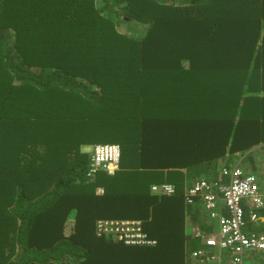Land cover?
Returning a JSON list of instances; mask_svg holds the SVG:
<instances>
[{
  "label": "trees",
  "instance_id": "1",
  "mask_svg": "<svg viewBox=\"0 0 264 264\" xmlns=\"http://www.w3.org/2000/svg\"><path fill=\"white\" fill-rule=\"evenodd\" d=\"M258 142L264 0H0V264H196L218 222L184 190ZM123 219L153 242L97 230Z\"/></svg>",
  "mask_w": 264,
  "mask_h": 264
},
{
  "label": "built area",
  "instance_id": "2",
  "mask_svg": "<svg viewBox=\"0 0 264 264\" xmlns=\"http://www.w3.org/2000/svg\"><path fill=\"white\" fill-rule=\"evenodd\" d=\"M118 158V145L109 143L97 145L91 155L89 172L92 173L98 168L113 172L118 167ZM150 190L158 195H171L175 187L170 182H162L151 184ZM197 195L202 197L204 209L218 222V229L205 234V241L228 252L227 264H246L247 254L264 250V234L247 232L245 229L247 221L257 223L258 217L254 210L264 206V187H260L254 174L237 164L230 167L223 166L216 179L199 178L183 192L184 199L188 203ZM217 199L221 202L218 203ZM243 202L246 204L245 208H249L247 212ZM221 209H226L229 214L220 213ZM97 223V230L111 229L125 243L153 242L146 237L140 220H99ZM206 258L208 264H216L215 257Z\"/></svg>",
  "mask_w": 264,
  "mask_h": 264
},
{
  "label": "crops",
  "instance_id": "3",
  "mask_svg": "<svg viewBox=\"0 0 264 264\" xmlns=\"http://www.w3.org/2000/svg\"><path fill=\"white\" fill-rule=\"evenodd\" d=\"M229 161L231 162L230 164H226L224 162V159H222L218 166H217V172L215 171V177H217V173L219 172L220 168L223 166H232V165H240L244 166L246 170L249 168L250 169H258L262 165V160L264 157V142H258L254 143L250 146L247 147L245 151H239V152H234L233 156H231L230 153L226 152L224 155ZM244 161V162H242ZM225 163V164H224ZM241 166V165H240ZM263 171L264 168L262 167ZM212 177V178H215Z\"/></svg>",
  "mask_w": 264,
  "mask_h": 264
},
{
  "label": "clouds",
  "instance_id": "4",
  "mask_svg": "<svg viewBox=\"0 0 264 264\" xmlns=\"http://www.w3.org/2000/svg\"><path fill=\"white\" fill-rule=\"evenodd\" d=\"M263 162H264V160H263ZM222 168V167H221ZM220 168V169H221ZM117 169V168H116ZM115 169V170H116ZM105 170V169H104ZM220 171V170H219ZM106 172H108L107 170H106ZM108 173H112V172H108ZM219 173V172H218ZM218 173H217V175H218ZM217 178V177H216ZM207 180H209V179H207ZM100 189V190H99ZM102 190H101V188H97V192H101ZM151 191V190H150ZM152 192V191H151ZM257 215V214H256ZM257 217H258V219L260 218V216H258L257 215ZM261 219H264L263 217H261ZM123 220H126V219H123ZM130 220H132V219H130ZM136 220H138V219H136ZM250 222V221H249ZM141 223V222H140ZM142 226V225H141ZM203 239H202V242L204 243V244H206V245H208L207 247H209V248H212L213 250H214V252L213 251H211V252H206L205 250H204V248H201L200 249V252L198 253V251L197 252H192L191 253V256L193 257V258H195L196 256L198 257L197 258V262H196V264H208V260H207V258L206 257H209V256H213V257H215L216 258V260H215V262H216V264H227V260L229 259L228 257V252L226 251V250H224V249H220L219 247H217V246H215V245H209V244H207L206 243V239H205V234H202V236H201ZM195 253V254H194ZM250 254V253H249ZM246 257H247V255H246ZM245 262H246V264L248 263V261H247V259L245 258Z\"/></svg>",
  "mask_w": 264,
  "mask_h": 264
},
{
  "label": "rangeland",
  "instance_id": "5",
  "mask_svg": "<svg viewBox=\"0 0 264 264\" xmlns=\"http://www.w3.org/2000/svg\"><path fill=\"white\" fill-rule=\"evenodd\" d=\"M86 147H87V150H89V149H90V146H88V145H87Z\"/></svg>",
  "mask_w": 264,
  "mask_h": 264
}]
</instances>
